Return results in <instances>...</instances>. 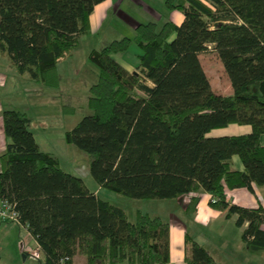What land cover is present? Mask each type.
<instances>
[{
  "label": "trees",
  "instance_id": "obj_1",
  "mask_svg": "<svg viewBox=\"0 0 264 264\" xmlns=\"http://www.w3.org/2000/svg\"><path fill=\"white\" fill-rule=\"evenodd\" d=\"M103 0H0V47L21 73L56 85L58 62L90 31V14ZM184 14L138 22L133 36L93 48L98 66L84 115L65 132L89 155L90 171L104 188L137 198L189 195L196 210L199 191L210 204L238 214L249 225V250L264 251V208L231 202L227 187L264 184V0H166ZM135 44L138 70L116 56ZM217 51L233 92L212 88L200 53ZM150 80L153 84H149ZM18 108L3 111L8 139L0 154V196L15 203L23 225L39 242L42 264L128 262L168 264L170 222L139 210L131 220L124 207L91 190L52 152L43 150ZM248 123L242 134L211 135L229 123ZM239 155L245 168L233 166ZM188 239V237H187ZM188 264H217L211 251L191 240ZM1 264V256H0Z\"/></svg>",
  "mask_w": 264,
  "mask_h": 264
},
{
  "label": "rangeland",
  "instance_id": "obj_2",
  "mask_svg": "<svg viewBox=\"0 0 264 264\" xmlns=\"http://www.w3.org/2000/svg\"><path fill=\"white\" fill-rule=\"evenodd\" d=\"M141 1L142 3H136L135 8L125 10L129 15H126L125 11L124 16L115 14L112 17V14H109L102 24L95 26L90 33L82 35L71 54L58 62L56 69L58 84L33 83L34 85L30 87L26 85L23 89V92L29 95L30 102H24L20 107L33 116V129L37 132L41 148L54 153L63 169L81 176L91 190L98 189L99 183L90 171L89 155L76 144L68 142L65 132L84 115L92 112L88 105V96L90 86L97 81L99 68L89 57L91 50L101 48L124 35L133 36L135 30L131 23L134 20L141 22L152 20L161 25L169 18V15H164L165 12H169L165 7L166 0ZM128 3L127 1L126 5ZM149 7H153L155 12H151ZM135 48L136 45L133 44L128 51L118 53L116 56L122 59L123 56L133 55ZM202 58L215 86L226 91L230 79L225 77L226 71L217 53L202 52ZM133 67L138 70L137 65ZM103 190L106 191H101L100 196L125 207L129 211L130 219L135 220L137 205H142L144 211H150L151 215L158 212L155 208L159 200L157 198H137L108 188ZM26 236L27 230L24 226L0 220V252L5 264H16L17 261L18 264H25L20 243ZM33 243L31 240V244ZM40 262V259L27 255L26 264Z\"/></svg>",
  "mask_w": 264,
  "mask_h": 264
},
{
  "label": "crops",
  "instance_id": "obj_3",
  "mask_svg": "<svg viewBox=\"0 0 264 264\" xmlns=\"http://www.w3.org/2000/svg\"><path fill=\"white\" fill-rule=\"evenodd\" d=\"M127 1L129 3L126 5ZM136 3H142V1L103 0L102 2L96 4L94 10L90 14V31L88 33L94 30L95 26H99V24H102L103 20H105L109 16V14H112V17H114L115 14L124 16V11L127 8H135ZM165 7L167 11H169L165 12V16L169 15V19H172L177 23H181L183 21L184 14L182 11H180L179 9H170L167 7V5ZM149 8L151 12H155V9L153 7ZM127 14L128 13L126 12V15ZM138 22L141 21L134 20L131 23L134 26V30ZM207 51L217 53V51L213 49V44L209 45V49ZM200 59L205 72L210 78L212 88L223 94L232 93L233 87L231 81L229 80V86L226 91L215 86L214 82L211 79L209 69L203 62L202 53H200ZM219 59L221 61L220 57ZM119 60L129 70H137L135 67H133L138 64V59L135 53L133 55L123 56L122 59L119 58ZM222 67L224 66L222 65ZM223 69L225 70V68ZM225 75H227L225 77L229 79L227 72ZM148 82L151 85L153 84L150 80H148ZM33 83H36V85H38L43 82L33 79L28 73L19 72L17 67L11 62L9 56L4 53L0 47V154L6 149L8 141L4 130L3 111L7 107L22 108L20 107L21 104H23L24 102L29 103V95L24 93L23 89L26 87V85L29 87L34 85ZM21 110L27 112V110L24 108H22ZM31 117L33 118V116ZM32 121L30 127L37 139V132L33 129ZM251 130V124L233 122L223 127L212 129L210 134L233 135L246 133ZM261 142L264 144V133H262L261 135ZM232 163L233 166L237 169L243 170L245 168L242 159L237 154L233 155ZM103 189L104 188L99 184L98 189H95L93 191L100 195L101 191H106ZM199 192L201 194V199L196 207V210L194 211H189V209L187 208L189 203V195H182L174 198H157L159 200L155 208L158 212L153 213V216L158 215L164 220L170 222L171 259L168 264H188L186 260V254L189 251L191 240H196L197 242L207 247L215 257L217 264H264V251L255 252L249 250L246 246L245 240L243 239L242 234L244 229L248 227L249 221H245L241 226L238 225L236 222L238 214L235 213L232 216L228 217L226 215V210H218L211 206L210 200L212 195L210 192L203 189ZM227 194L231 202H235L237 204L248 207L262 205L264 208V184L253 183V188H249L247 186L227 187ZM124 209L126 210L130 218L129 211L125 207ZM139 210L144 211V207H142V205L136 206L135 218ZM31 240L35 241V238L27 230L26 238H24L20 243V248L23 253L25 264L27 262V256H24L22 247L26 243H31ZM0 256L1 264H5L1 252ZM15 261H17V259H15ZM17 262L16 264H18ZM40 264H42V262H40ZM73 264H87V256L81 253H77L73 257ZM108 264L131 263L119 262Z\"/></svg>",
  "mask_w": 264,
  "mask_h": 264
},
{
  "label": "built area",
  "instance_id": "obj_4",
  "mask_svg": "<svg viewBox=\"0 0 264 264\" xmlns=\"http://www.w3.org/2000/svg\"><path fill=\"white\" fill-rule=\"evenodd\" d=\"M0 220L1 221H11V222H14L21 226L26 227L21 222L20 213L17 210L15 203L9 200L8 198L1 197V196H0ZM22 248H23V252L26 255H30L38 259L42 257V251L40 248V244L36 239L33 244L26 243L23 245Z\"/></svg>",
  "mask_w": 264,
  "mask_h": 264
},
{
  "label": "water",
  "instance_id": "obj_5",
  "mask_svg": "<svg viewBox=\"0 0 264 264\" xmlns=\"http://www.w3.org/2000/svg\"><path fill=\"white\" fill-rule=\"evenodd\" d=\"M24 256H27V255L24 253Z\"/></svg>",
  "mask_w": 264,
  "mask_h": 264
}]
</instances>
